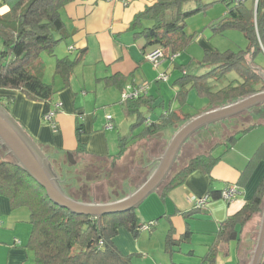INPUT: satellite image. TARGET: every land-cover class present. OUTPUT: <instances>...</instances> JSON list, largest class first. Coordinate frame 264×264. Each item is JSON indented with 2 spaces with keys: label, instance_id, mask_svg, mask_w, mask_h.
Segmentation results:
<instances>
[{
  "label": "trees",
  "instance_id": "1",
  "mask_svg": "<svg viewBox=\"0 0 264 264\" xmlns=\"http://www.w3.org/2000/svg\"><path fill=\"white\" fill-rule=\"evenodd\" d=\"M72 1L0 0V89L19 90L28 99L42 102V115L54 107L53 97L58 89L54 84L44 82L27 67L38 59L41 52L55 56L58 43L66 40L68 32L61 10ZM217 1L222 2L226 9L221 16L209 23V27L215 32L222 28L240 30L247 40L246 48L236 51L206 48L202 51L203 55L199 61L190 59L187 63L176 64L174 59L185 52L193 40V34L187 33L185 29L186 19ZM213 2L155 0L137 12L131 20L129 29L134 36L143 40L144 55L150 48H159L163 53L160 63L169 59L174 62V67L180 70V75L173 81V85L177 87L173 97L178 104L176 109H162L150 120L149 113L154 112L158 105H154L156 97L145 93L147 86L137 98L121 101L129 115L136 117L132 127L145 122L140 132L133 135L135 141L156 136L168 127H178L194 116L183 112L192 89L196 95L206 98L207 101L197 114L264 90V68L254 62L256 56L264 50V0ZM83 50H77L73 57L65 55L56 58L55 74L62 79L63 86L68 85L74 67L83 59L85 53ZM195 64L198 65L200 72L189 71L190 66ZM231 71H234L238 78L225 84L227 74ZM103 81L106 86H115L121 91L124 89L125 79L120 74L108 76ZM12 102L11 95H0V105L8 113ZM249 111L236 115L240 116V124L249 116L247 115ZM228 120L230 122V118ZM252 122L253 120L237 130L232 128L236 124L226 126L224 129L230 131V134L221 140L224 145L223 151L228 150L235 140L249 130L254 125ZM82 132V123L77 122L74 132L76 147L69 151L72 157H79L76 159H82L87 153L85 143L81 140ZM126 141L128 140L124 138L120 140L119 151L113 155V161L123 155L127 148ZM217 144L220 142L192 156L185 165L169 175L161 185V196L164 197L170 189L181 185L186 177L196 170L209 174L221 156L213 152ZM3 156L0 155V196L8 198L12 209L26 207L30 212L31 230L26 247L33 254V264H139L134 260L135 254H122L114 245L112 238L120 228L137 237L144 226L150 230L154 225L153 221L140 220L135 212L136 208L106 214L100 218L72 213L50 200L44 188L17 165L9 154L8 157ZM260 159H264V142L258 146L241 172V182ZM65 162L66 164L63 159L62 164L56 160L51 162L57 174H62L60 176L62 188L67 189L65 187L67 184L69 188L75 187L74 194L64 191L75 199L90 201L89 189L81 188L75 176V184L68 178L64 167L71 163L66 160V156ZM91 164L95 165L97 161L92 160ZM220 192L221 190L213 189L210 185L205 195L209 200L220 197ZM263 204L264 176L254 194L244 201L242 207L220 223L216 241L204 258L208 264H215L219 245L234 240L239 244L241 228L255 214L261 213ZM203 207L204 205L195 204L191 210L183 212V215L190 217L199 213ZM168 218L170 219V216ZM190 234L191 229L186 227L185 231L175 238L174 228L170 225L164 237V251L172 254L182 242L189 239ZM248 262L249 259L245 264ZM259 264H264V247Z\"/></svg>",
  "mask_w": 264,
  "mask_h": 264
},
{
  "label": "crops",
  "instance_id": "2",
  "mask_svg": "<svg viewBox=\"0 0 264 264\" xmlns=\"http://www.w3.org/2000/svg\"><path fill=\"white\" fill-rule=\"evenodd\" d=\"M154 1L73 0L63 7L61 14L68 32L66 38L68 40L67 50L74 51L75 54L77 50L84 49L85 53L83 59L70 74L67 86H63L62 79L55 74V63L57 57L68 54L61 51L60 56L55 54L56 58L52 60L54 61L52 65L51 60L44 56L42 58L38 57L35 62V65H42L41 68L44 69L43 60H47L50 67L45 75H41V68L35 74L39 75L43 81L46 77L51 76L50 82L58 89L53 101L61 102V107L54 116L53 125L42 118V102L28 99L19 90L0 89V95H11L13 97L9 114L49 157L50 161L56 160L62 164L66 152L76 147L74 132L77 122L82 123L81 140L85 143L87 151L83 156L85 160L82 158L83 163L88 159H108L111 164L114 163L115 165L118 161V159L113 161V155L115 154L110 152L108 143L109 139L112 142L113 138L108 139L106 133L116 129L115 116L117 113L114 114V110L113 113L107 114L111 116L112 129L105 128L107 115L102 120V127L97 129L100 126L97 125V117L94 115V111H89L91 110L89 109L91 104L87 106L86 103L89 102V98H94V109L97 108V92L103 89L105 98L100 101L101 106L119 102L124 107L121 103L122 93L130 91L132 87H146L144 81L151 82L161 73L158 71L160 67L154 66L145 57L142 51L143 40L134 36L129 29V24L134 15L147 5L154 3ZM200 41L201 45L207 47L203 38ZM177 58L178 56L174 59L175 63ZM168 62L172 61L169 59L162 61L163 64ZM174 62L172 63L174 64ZM93 64H95V67H90V70H88L90 76L87 80L83 70L86 65ZM79 65L81 66L79 67ZM258 66L264 68L262 63H259ZM174 69L176 68L174 67ZM164 72H166V68ZM78 73H80L81 79L79 85L78 83L75 85L72 79L77 80ZM114 74H120L124 77L123 91L115 86L104 84L103 79ZM166 80L161 79L160 81ZM81 82L83 83L82 87H80ZM155 82L158 83L159 80H155ZM85 83L90 85L88 86ZM148 90H150V86L148 88L147 85L145 93L156 98L161 95L159 83L157 84V93H149ZM174 95L171 98L173 103L168 108L176 109L178 107L177 102L173 99ZM84 98L85 101L82 103ZM155 101L154 105H156ZM259 106V108L254 107L253 111L248 112V121L251 123V120H253L254 125L243 133L239 139L235 140L228 150L218 153L221 154L220 159L212 167L209 174L200 170L192 172L181 185L170 189L164 197L161 196L162 183L157 191L144 199V201L146 200L143 201L145 204L139 208V218L144 222L153 221L154 225L148 230V235H142L136 240L132 238L127 230L120 228L112 240L122 254H135L137 258H134V260L139 264H170L172 262L177 264H208L204 258L216 241L220 223L242 207L244 201L254 194L264 176V159H260L255 164L244 181L241 182L242 178L240 176L250 157L258 146L264 142L255 136V131L264 126V107ZM125 112L129 114L126 110ZM149 119L153 118L149 117ZM132 128L131 131L134 130ZM253 133L254 138L251 135ZM199 137L196 136L193 141L197 143L203 141V138ZM247 137H250V140H246ZM118 138L121 140L120 136ZM139 142L136 140L133 143L137 144ZM126 144L127 148L131 146V144L128 145V141H126ZM217 145L224 146L222 142ZM50 149L52 152L49 151ZM162 151L161 149L159 153L153 154L149 161L145 159L142 162L145 168L143 171L145 176L142 181L150 174L156 159ZM230 184H237L239 187V194L232 201L226 202L220 197L209 199L199 213L184 217L183 212L191 210L196 204V200L207 193L210 185L213 189L222 190ZM139 185H135V188ZM262 210L261 213L255 214L241 228L239 244L237 240H234L219 245L215 264H245L248 259L250 260ZM168 216H170V219ZM170 225L174 228L175 238H178L186 227L191 229V234L189 239L182 242L176 251L167 254L164 251V237ZM158 227L162 232L155 235ZM30 230V212L28 208L18 207L12 209L8 198L0 196V264H33V254L26 247Z\"/></svg>",
  "mask_w": 264,
  "mask_h": 264
},
{
  "label": "rangeland",
  "instance_id": "3",
  "mask_svg": "<svg viewBox=\"0 0 264 264\" xmlns=\"http://www.w3.org/2000/svg\"><path fill=\"white\" fill-rule=\"evenodd\" d=\"M213 1L214 0H202V3H208ZM192 5L193 3L190 4V6ZM225 9H226L225 5L222 2H218V1L213 2L205 10L199 11L198 13L186 19L185 29L187 33L193 34V40L188 45L186 51L178 55V58L176 59V63H187V61H189L190 59H193L194 61H199L203 55L202 51L206 48L218 49L220 51H224L227 49L236 51L240 48L241 49L246 48L247 40L240 30L234 28H222L218 32H215L214 30L211 29V27H209V23L213 21L215 18L221 16L224 13ZM201 38H203L204 43L206 44L207 47L201 45V41H200ZM67 43H68L67 39L59 42L56 48V54L60 56L61 55L60 51H61L62 53L68 54L70 57H73L74 51L67 50ZM154 49L155 48L152 49L150 48L148 51H152ZM42 56L51 60V65L52 62H54L52 60L56 58L55 56H49L44 52L40 53L39 58H42ZM89 61H90V57H89ZM35 62L36 61L31 63L27 67L29 71H32L34 73L37 70H39L42 66V65L41 66L35 65ZM254 62L256 64L262 63V66H264V50L256 56ZM162 64L163 63H159L158 67L160 68L158 69V71L162 73L166 68L165 74L167 75L168 79L166 81L159 80L158 82L159 86L161 87V95L156 98L155 102L156 105L158 106L154 112L149 113L150 118H155L156 114L161 112L162 109H166L170 107L171 103H173L171 98L175 94L177 89V87L172 84V81L177 75L180 74V70L174 69L172 62L164 63L163 65ZM80 66L81 65H79V67ZM197 66H198L197 64L193 66L191 65L189 71L200 72ZM43 67L44 69L41 68L42 76L45 75L48 68L50 67V64H48L46 59L43 60ZM90 67L91 68L95 67V64L86 65V67L83 70L87 80L90 76V73L88 72V70H90ZM158 76L159 74L151 82L144 81V84L146 86L148 85V88L150 86V90H148L149 93H153V92L157 93L158 83H156L155 80H158ZM235 78L236 79L238 78L236 73L234 71L229 72L227 74L225 84ZM50 79L51 76H48L45 78L44 81L45 82L48 81V83H51ZM80 79H81L80 73H78V79H77L78 81L74 78L72 80L75 85H77V83L79 85ZM87 85L89 86L90 84L88 83ZM82 86L83 83L80 87ZM91 89L92 91H94L93 88ZM119 97L121 99L120 95ZM104 98H105V93L103 89L98 90L97 104H96L97 108L94 109L95 107V104H93L94 98L91 99L89 98V102L86 103L87 106L91 104L90 105L91 108H89L91 110L89 111H94V115H96L97 117V125H100L99 127H97V129L102 127L103 125L102 120L105 118V115H107L108 113H113L115 110L114 114L117 113V115L115 116L117 127L115 130H110L106 132L108 139L113 138L112 142H110V139L108 142L110 145V152L116 154L119 151L120 140L118 136H120V139L123 138L127 139L128 145L131 144V146L125 149L124 154L120 158H117L118 159V161L116 162L117 165L116 164L114 165V163L111 164L108 159L94 160L95 162L97 161V164L94 165L91 164L92 159H88L84 163H82L83 162L82 159H76L79 157L76 158L72 157V159L76 162L71 160V165L64 167L66 168V171L68 173V178L71 180V182L75 184L74 179L76 177V179L79 180L80 185L82 186L81 188L83 189L88 188L90 192L91 200L93 199L92 201H96V202L110 201L115 198H120L126 195L127 193L133 191L135 189V185H139V183L142 181V179L145 176V173L143 172L145 168L142 162L145 161V159L149 161L153 154L159 153L161 149L164 150L166 143L172 136L173 132L181 125L180 124L177 128H173V127L165 128L156 136H151L150 138L139 140L140 142L135 144L133 143V141H135L133 135L140 132V130L145 126V122H143L141 125L133 127L132 129L134 130L131 131V127L135 123V116L127 114L125 112V108L122 107L119 104V102L101 106L100 101ZM84 101L85 98L82 100V103H84ZM206 102H207L206 98L196 95V93L192 89L188 95L187 104L183 107V112H188L192 115H196L198 111H200L201 108L206 105ZM262 106L264 107V104H262ZM253 110L254 109L252 108L250 111ZM239 117L240 116H235L230 118V122L227 119L213 123L210 126L200 130L197 133V135H193L190 139H188L181 148L172 166L170 175L173 174L175 171H177L180 167L185 165L188 159L191 158L192 156L204 152L209 146L214 145L215 143L221 142V140H223L228 134H230V131L224 129L226 126L229 127L230 124H234V125L236 124V126H233L232 128H234L233 130H237L240 127H243L250 122L248 121V117H246V119L240 124ZM255 132H256L255 136H257V138H259L260 141L261 140L264 141L263 140L264 126H261V128ZM251 135L254 138V133ZM196 136H200V137L203 136L204 137L203 141H200L199 143L193 141ZM246 140H250V137H247ZM223 150H224V146L217 145V147L213 150V152L215 154H218L221 153ZM49 151H51V149ZM4 154H6V150L0 145V155L3 156ZM3 157H8V156L6 154ZM83 159L85 160V158ZM63 161L66 164L65 157L63 158ZM54 171L56 172L55 169ZM59 174L60 176L62 175L61 173ZM65 187L67 189L64 188V190L67 193L69 192L72 194L75 193V187L69 188L68 184ZM144 202L135 209V212L138 216L140 213L139 208L143 204H145ZM161 232L162 231L160 230V227H158L156 229L155 235L161 234ZM148 234H149L148 230L143 228L142 232H140V234L137 237L132 236V238L136 240L137 238L142 237V235L144 236ZM233 244H235V242H233ZM134 257L137 258L136 255H134Z\"/></svg>",
  "mask_w": 264,
  "mask_h": 264
},
{
  "label": "water",
  "instance_id": "4",
  "mask_svg": "<svg viewBox=\"0 0 264 264\" xmlns=\"http://www.w3.org/2000/svg\"><path fill=\"white\" fill-rule=\"evenodd\" d=\"M264 78V75H263ZM264 104V90L223 105L210 108L183 122L172 134L163 152L146 179L133 191L106 202L83 201L68 195L62 188V179L52 168L49 157L22 129L16 120L0 105V145L13 160L41 187L50 200L72 213L100 218L110 213H121L136 208L169 176L182 145L198 130L229 119L251 108ZM71 163L72 156L66 152ZM75 162V161H74ZM73 163V162H72ZM264 247V205L257 237L248 264H259Z\"/></svg>",
  "mask_w": 264,
  "mask_h": 264
},
{
  "label": "built area",
  "instance_id": "5",
  "mask_svg": "<svg viewBox=\"0 0 264 264\" xmlns=\"http://www.w3.org/2000/svg\"><path fill=\"white\" fill-rule=\"evenodd\" d=\"M257 2V0H255ZM145 57L154 64V66H158L160 63V59L163 58V53L159 48H155L152 51H149ZM167 76L165 73H160L158 76V79H163L166 80ZM145 90V86H139V87H132L130 91H126L122 93V100H127V99H133L137 98L139 94ZM61 107V102H55L54 107L48 110L45 114L42 115V118L44 121L48 122L49 124L53 125L54 124V116L56 112L60 109ZM107 121L105 128L107 129H112L113 124L111 122V116L107 115L106 116ZM239 194V187L237 184H230L226 186L224 189L221 190L220 192V198L226 202L232 201L237 195ZM208 200V196L204 195L202 197H199L196 200V205L202 206L205 205ZM146 229V226L143 227Z\"/></svg>",
  "mask_w": 264,
  "mask_h": 264
},
{
  "label": "flooded vegetation",
  "instance_id": "6",
  "mask_svg": "<svg viewBox=\"0 0 264 264\" xmlns=\"http://www.w3.org/2000/svg\"><path fill=\"white\" fill-rule=\"evenodd\" d=\"M66 160H68L67 156H66ZM52 162V161H51Z\"/></svg>",
  "mask_w": 264,
  "mask_h": 264
}]
</instances>
